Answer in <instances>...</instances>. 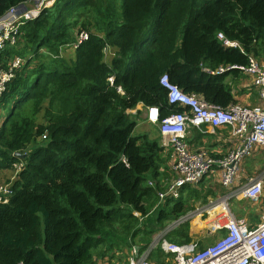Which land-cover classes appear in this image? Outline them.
I'll return each mask as SVG.
<instances>
[{
    "label": "trees",
    "instance_id": "1",
    "mask_svg": "<svg viewBox=\"0 0 264 264\" xmlns=\"http://www.w3.org/2000/svg\"><path fill=\"white\" fill-rule=\"evenodd\" d=\"M26 1L0 0V15ZM263 40L264 0H57L22 25L0 52L5 69L21 59L0 94V171L22 165L0 202V264H97L134 247L140 257L183 216L185 195L157 204L164 150L134 135L141 111L129 112L157 107L162 120L180 110L168 105L162 75L209 105L235 104L230 83L243 73L215 71L246 67ZM69 46L72 63L62 57ZM181 241L168 242L191 239Z\"/></svg>",
    "mask_w": 264,
    "mask_h": 264
},
{
    "label": "built area",
    "instance_id": "2",
    "mask_svg": "<svg viewBox=\"0 0 264 264\" xmlns=\"http://www.w3.org/2000/svg\"><path fill=\"white\" fill-rule=\"evenodd\" d=\"M57 0H28L9 8L0 15V52L7 46H14L18 39L19 29L27 21L36 19L40 13L52 7ZM217 39L225 48L241 49L239 43L231 41L222 33H217ZM87 39V34L79 35V43ZM21 63L20 58L12 61L7 69L0 65V94L5 84L13 78V70ZM239 69L248 78L249 86L258 93L259 104L254 107L230 104L227 108L209 105L195 95L183 93L178 87L162 75L159 84L166 91L168 105L179 108V111L165 116L160 120L157 107L147 109L146 117L151 124L158 125V133L162 140L164 151L172 148L169 157L168 172L173 175L166 188L157 193L158 203L166 199L177 200L184 186H195L210 174L220 181V185L230 193H224L222 198H216L206 207L196 211L197 216L210 213L218 207H223L234 196H239L252 204L264 200V170L256 176L247 179L236 188L240 163L245 157L251 156L257 150L264 151V59L249 55L246 67L219 66L215 73ZM113 79L108 78L112 84ZM245 82L239 88H245ZM248 86V85H247ZM120 92V89H118ZM209 126L212 129H229L231 147L221 157H210L206 152L190 151L183 142L190 128L201 130ZM45 138V136L43 137ZM22 165L14 166L17 173ZM152 182H148L151 186ZM11 185L0 186V202L6 203L12 194ZM140 218V214L134 212ZM224 224L214 225V232L221 233L219 239L202 249H196L192 243L175 244L162 238L158 241L160 250L172 257L171 264H264V214L253 227L246 221L236 218L227 208L224 212ZM152 243L145 254L138 257L135 250L128 264H150L147 262L151 249L157 246Z\"/></svg>",
    "mask_w": 264,
    "mask_h": 264
},
{
    "label": "rangeland",
    "instance_id": "3",
    "mask_svg": "<svg viewBox=\"0 0 264 264\" xmlns=\"http://www.w3.org/2000/svg\"><path fill=\"white\" fill-rule=\"evenodd\" d=\"M258 49H259V51H258V55H256V58L263 60L264 59V40L261 41ZM252 55L254 56V54H252ZM62 57L68 63H72V61L74 59V49L72 48V46H69L64 51H62ZM104 60H106L107 63L109 62V59H107L106 55L104 56ZM245 78H243V80ZM244 82H245V80H244ZM243 98L246 99V101H244V103L241 102V104L246 105L248 103H251V99L249 96H244ZM243 98H241L242 101H243ZM250 105H252V104H250ZM43 106H45V104ZM135 111H136V109L129 112V113L134 114ZM136 121H137V127L134 131V135L139 136V135L144 134L147 136V138L149 140H154L157 143L162 142L160 137L158 138V136H159L158 125L157 124H151L147 120V118H145L143 116V111H141V114H139V117H136ZM36 123L38 125L42 124V123L45 124V122L43 120V114L42 115L38 114ZM197 137H200V136H197L195 133L194 134L190 133V136H186V139L183 142L185 144H188L190 141L195 140ZM41 138L45 139V138H43V136ZM33 145L34 144L30 145L27 149H31ZM165 152L166 151H164V153ZM167 152H169V153L172 152V148L171 147L168 148ZM165 158H166V155L164 154L163 159H165ZM262 166H264V152H262V151H259L255 154H253L252 157L249 156L248 158H245L241 163V169L242 170L239 171V173H238L237 185L235 186L234 191L236 190V188H240L246 182V179H245L246 177H247V179H250L251 178L250 176H252L253 173L255 174L258 171L263 170V169L258 168V167H262ZM243 170L251 171V175L248 176V174H246ZM16 178H17V174L14 172L13 169L12 170H2V171H0V186L12 185L13 182L16 180ZM170 179H171L170 174L168 173V171H165V175L162 176L158 180L159 186L162 188V190H164L166 188ZM209 180L211 181V183H209L210 181L202 182L196 189H189L188 190L189 193L188 194L186 193L185 197L183 198L184 205H185V211L182 213L183 216L178 217V219H183L184 217L187 216V220H184V222H182L180 225H178L174 229H172V230H175V232H176L175 236L169 237V238L166 236L167 233H166L165 229L169 225L172 224L171 223L167 226L168 221H166L164 223V227L165 226H167V227L161 231L156 230L158 232L153 234L152 242L150 243V245L154 242H156V245H157L158 241L160 239L164 238V236H166V239L168 241L181 243L183 236L188 235L191 239L190 243L194 244L196 249H202L206 246H209V245L215 243L219 239L221 233H215L214 229L210 228L209 214L204 213L200 217H198L196 215V211L207 206V204H205V202L210 197L212 200H214L215 198H222L223 197L224 187L221 186L220 184H218L216 179L213 177H210ZM151 186H155V181H152ZM206 187L208 189H206ZM193 190H195L196 193ZM204 190H205V194H204ZM209 192L215 193V195L211 194V196H208ZM197 193L198 194H204V197H200V195H198ZM225 193H230V192L225 191ZM181 196H184V195L182 194ZM207 196L209 197L208 199H207ZM196 200H199V201L196 202ZM201 200L203 201V203H202L203 205L200 204ZM172 205H173V203H172ZM227 208L236 218L244 219L248 225L253 226L257 222H259L261 216L264 214V200L262 201V203L252 204V203L248 202L247 200L236 195L229 202H227ZM134 217L141 220V217L140 218L137 216H134ZM172 217H175V216H172ZM198 219H201L200 222L198 221ZM169 221H171V220H169ZM136 242L138 245H140V242H138V241H136ZM149 246H148V248H149ZM104 248L105 249L107 248V244L100 246L98 249H96L94 251L93 254L95 255L96 258H99L98 255L100 256V254H97L98 253L97 250H101V252H102V249L104 250ZM147 249L140 256L145 254ZM131 257H134V259H137V258H135L134 254L132 255V251L130 252L129 250H127L125 248L122 250L112 249L111 253L109 252L103 258L97 259V264H128L129 259ZM171 261H172V258L170 256H166L165 254H163V252L161 250L159 251V249H157V247H154L153 249H151L150 254L148 255V259H147V262L150 264H160L159 262H162V263L164 262V264H171Z\"/></svg>",
    "mask_w": 264,
    "mask_h": 264
},
{
    "label": "crops",
    "instance_id": "4",
    "mask_svg": "<svg viewBox=\"0 0 264 264\" xmlns=\"http://www.w3.org/2000/svg\"><path fill=\"white\" fill-rule=\"evenodd\" d=\"M250 55H252V54H250ZM106 56H107V59L110 60V58L112 56L113 57L115 56V51L113 49H110V51H107ZM104 61H105V64L109 65V62L107 63L106 60H104ZM226 66H229V65H226ZM226 71H229V70H226ZM244 78H245V76H244ZM244 80H245V84H246V85L244 84L245 85V88L243 87V88H239L238 89L240 83L244 82ZM244 80L240 78L236 82V84H233L232 85L230 83L231 93H232L234 99L236 100V103L235 104L242 105V106H249V107L257 106L259 104V98H258L257 90L255 88H252V87L249 86V80H248V78H245ZM244 96H249L250 99H251V103H248L246 105L241 104V102L244 103V101H246V99L243 98ZM241 98H243V101L241 100ZM250 104H252V105H250ZM136 110L143 111V116L146 118L147 110L145 108H143L142 105H138L136 107ZM190 133H193V134L195 133L197 136H200V137H197L195 140H192L188 144H186L189 147L190 151H192V152H198V151L202 150V151L206 152L210 157H214V158L217 157L218 158V157H221V156L225 155L229 151V149L231 147L230 138H229V129H225V128L222 129L221 128V129H215L214 130V129L210 128L209 126H204V127L201 128V130H197L195 128H190L188 130V133H187L186 136H190ZM159 137L160 136H158V138ZM185 139H186V137H185ZM159 144L161 145V143H159ZM259 151H262V150H257L256 152H253L251 154V157L253 156V154H255V153L259 152ZM166 152L163 153V155H162V164H163V167H161V169L163 170L164 175H165V171H168V169H169V165H168L169 164V157L172 155V152H170V153L169 152L166 153ZM262 152H264V151H262ZM164 154L166 155V158L165 159H163ZM245 158H248V157H245ZM245 158H243V160ZM165 161H166V165H165ZM242 161H241V163H242ZM241 163H240L239 171L242 170L241 169ZM258 168L264 170V166L258 167ZM263 170L258 171L255 174L253 173L254 175L252 174V176H250L251 175V171H249V170H243V171L246 174H248V176H250L252 178V177L256 176L257 174L261 173ZM170 176H171V178H173V175L170 174ZM210 177H213V176L210 175V174H207L199 182V184H197L195 186H188V187H191L192 189H196L202 182H206V181L208 182V181H210L209 180ZM213 178H215L216 181H217V183L220 184V181L217 180V178L215 176ZM245 179L247 180V177ZM209 183H211V181ZM184 187L181 189V195L183 193H184L183 195H186V193H187L186 192L187 191V187H185V188ZM206 189H208V188L206 187ZM225 191H228V189L224 188L223 189V194L225 193ZM204 194H205V190H204ZM204 194H198V195H200V197H204ZM211 194L215 195V193H210L209 192L208 196H211ZM208 196H207V199L209 198ZM214 200H212L211 197H210L208 200H206L205 204H210ZM198 201L199 200H196V202H198ZM202 203H203V201L201 200L200 204H202ZM199 220H201V219H199ZM239 220L245 221L244 219H239ZM133 250L136 251V250H138V248L134 247ZM133 250H132V252H133ZM166 256H169V255H166ZM159 263L160 264H164V262L163 263L162 262H159Z\"/></svg>",
    "mask_w": 264,
    "mask_h": 264
},
{
    "label": "bare ground",
    "instance_id": "5",
    "mask_svg": "<svg viewBox=\"0 0 264 264\" xmlns=\"http://www.w3.org/2000/svg\"><path fill=\"white\" fill-rule=\"evenodd\" d=\"M224 212H227V207L224 204L223 207H218L214 211H211L209 213V219H210V228L214 229V225L216 224H224L225 222V216ZM199 217V216H198Z\"/></svg>",
    "mask_w": 264,
    "mask_h": 264
},
{
    "label": "water",
    "instance_id": "6",
    "mask_svg": "<svg viewBox=\"0 0 264 264\" xmlns=\"http://www.w3.org/2000/svg\"><path fill=\"white\" fill-rule=\"evenodd\" d=\"M17 156H20V154H16ZM184 220H186V218L183 219H178L177 221L173 222L171 225H169L166 228V233H168L169 231H171L172 229H174L176 226L180 225L182 222H184Z\"/></svg>",
    "mask_w": 264,
    "mask_h": 264
},
{
    "label": "clouds",
    "instance_id": "7",
    "mask_svg": "<svg viewBox=\"0 0 264 264\" xmlns=\"http://www.w3.org/2000/svg\"><path fill=\"white\" fill-rule=\"evenodd\" d=\"M240 106H242V105H240ZM249 107V106H248ZM157 204H160V203H158V199H157ZM136 213H138V212H136ZM141 216V215H140ZM184 218H186V220H187V216L186 217H184ZM166 230V229H165ZM165 237V236H164ZM135 252H137V250L135 251ZM164 254V253H163Z\"/></svg>",
    "mask_w": 264,
    "mask_h": 264
}]
</instances>
